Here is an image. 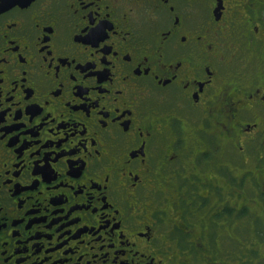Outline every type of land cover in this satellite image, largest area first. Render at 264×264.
<instances>
[{
	"label": "flooded vegetation",
	"instance_id": "obj_1",
	"mask_svg": "<svg viewBox=\"0 0 264 264\" xmlns=\"http://www.w3.org/2000/svg\"><path fill=\"white\" fill-rule=\"evenodd\" d=\"M0 264H264V0H0Z\"/></svg>",
	"mask_w": 264,
	"mask_h": 264
},
{
	"label": "rangeland",
	"instance_id": "obj_2",
	"mask_svg": "<svg viewBox=\"0 0 264 264\" xmlns=\"http://www.w3.org/2000/svg\"><path fill=\"white\" fill-rule=\"evenodd\" d=\"M247 200H248V198H247ZM256 205L258 206L257 208L259 209V204H256ZM258 226H259V229H261V230H262V227H261V224H260V223H259V225H258Z\"/></svg>",
	"mask_w": 264,
	"mask_h": 264
}]
</instances>
